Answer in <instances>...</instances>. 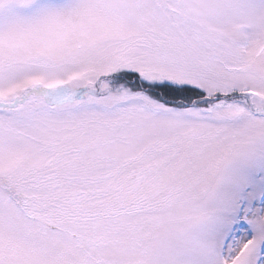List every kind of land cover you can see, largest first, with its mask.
<instances>
[{"label":"snow or ice","instance_id":"6c2138e0","mask_svg":"<svg viewBox=\"0 0 264 264\" xmlns=\"http://www.w3.org/2000/svg\"><path fill=\"white\" fill-rule=\"evenodd\" d=\"M0 264H264V0H0Z\"/></svg>","mask_w":264,"mask_h":264}]
</instances>
